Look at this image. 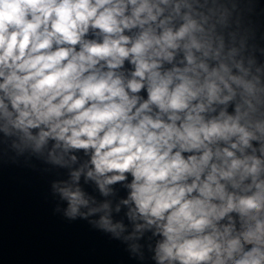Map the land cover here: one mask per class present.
I'll return each instance as SVG.
<instances>
[{"label": "clouds", "instance_id": "clouds-1", "mask_svg": "<svg viewBox=\"0 0 264 264\" xmlns=\"http://www.w3.org/2000/svg\"><path fill=\"white\" fill-rule=\"evenodd\" d=\"M5 145L130 256L264 264L261 0H0Z\"/></svg>", "mask_w": 264, "mask_h": 264}, {"label": "water", "instance_id": "water-1", "mask_svg": "<svg viewBox=\"0 0 264 264\" xmlns=\"http://www.w3.org/2000/svg\"><path fill=\"white\" fill-rule=\"evenodd\" d=\"M64 178L63 170L0 148V264H152L147 237L138 242V259L87 221L65 219L66 204L51 190Z\"/></svg>", "mask_w": 264, "mask_h": 264}]
</instances>
